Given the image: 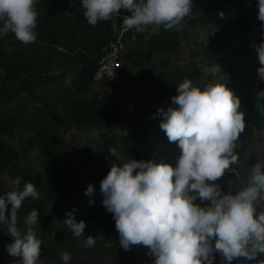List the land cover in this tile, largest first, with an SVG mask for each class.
Here are the masks:
<instances>
[{
	"label": "clouds",
	"instance_id": "obj_1",
	"mask_svg": "<svg viewBox=\"0 0 264 264\" xmlns=\"http://www.w3.org/2000/svg\"><path fill=\"white\" fill-rule=\"evenodd\" d=\"M39 0H0V37L12 32L24 44L36 41ZM83 17L91 26L113 21L120 10L130 15L122 18L124 30L153 31L162 25L165 30L181 27L192 9V0H80ZM257 18L261 21V41L252 47L260 67L258 78L264 81V0H257ZM223 16V13H220ZM220 74L218 65L210 70ZM171 103L175 107L159 108V124L169 142H177L181 150L175 168L168 164L130 159L122 162L115 149V158L107 175L100 182L102 206L111 213L121 247L132 245L149 249L154 264H215L214 253L227 264L241 258L255 261L264 255V212L257 213V204L264 201V160L249 169L247 185L239 191H223L213 183L225 175L238 160L234 149L245 129L241 102L225 84H209L203 89L185 79L176 87ZM264 100V89L259 92ZM0 195V231L13 238L6 246L19 264H38L42 241L33 226L38 212L32 209L25 218V229L18 226V210L26 198H39L33 183ZM89 184L85 195L91 197ZM197 200L199 204L195 203ZM89 200V204H93ZM6 212L8 215H6ZM75 209L66 212L62 223L74 237H84L85 223L77 222ZM85 239V238H84ZM96 237L85 239L84 247L96 244ZM64 264L71 259L61 254Z\"/></svg>",
	"mask_w": 264,
	"mask_h": 264
},
{
	"label": "trees",
	"instance_id": "obj_2",
	"mask_svg": "<svg viewBox=\"0 0 264 264\" xmlns=\"http://www.w3.org/2000/svg\"><path fill=\"white\" fill-rule=\"evenodd\" d=\"M256 3L257 0H254V13L242 8L224 11L223 16L219 13L210 18L201 14L203 0H193L192 9L184 19L188 20L187 25L190 27L213 25L227 35L241 39L238 47L223 55L220 74H210L205 80L206 86L225 84L239 98L240 111L245 114V129L240 136L248 133L255 124L264 140V100L258 95L264 89V81L254 73L259 63L252 47L262 39V22L257 18ZM36 10L35 42L24 44L12 32L0 37V105L9 106L24 94L32 99L30 103L14 107L7 116L0 109V133L19 131L27 135L22 139V154L38 150L42 156L44 172L39 177L26 169L14 170L12 174L14 180L19 178V189L22 190L26 183H33L42 198V201L26 198L17 213L18 226L21 228V223H24L31 210H37V220L41 223L37 221L33 231L41 239L48 234L43 222L53 220L54 215L65 206V189H74L77 196L86 197L85 186L91 176L76 170L59 156L58 126L74 123L115 127L124 133L106 140L89 161L90 169L101 180L115 159L109 149H115L127 160L141 161L140 143L129 131V120L122 104L113 97H88L94 84L95 67L110 43L116 40L115 32L121 30L123 37H134L133 47L136 50L125 55L127 60L140 56L144 50L157 55H171L180 47V35L177 28L165 30L162 25L156 31H153L154 26H147L148 35L135 29L124 30L121 27L122 18L130 15L124 9L113 21L98 22L96 26H91L83 17L80 0H39ZM199 76L197 69L175 66L155 73L145 72L140 80L147 90L146 99L160 103L169 96H175L176 87L185 79L194 83ZM159 108L162 107L147 111L141 127L143 135H154L149 142L146 160L153 163L156 159L153 153L155 142H159L160 148H168L177 157L181 155L177 142H169L159 127L163 118L158 115L153 118ZM236 154L238 163L243 156ZM19 159L20 154L16 150L0 142V171H5ZM257 161L255 156L248 158L250 167ZM5 193L1 191L0 195ZM83 214L80 219L83 222L95 216V212ZM6 242L11 244L13 238L7 235ZM214 256L220 258L218 253H214ZM9 257L19 262L18 257ZM68 264L74 263L70 261Z\"/></svg>",
	"mask_w": 264,
	"mask_h": 264
},
{
	"label": "rangeland",
	"instance_id": "obj_3",
	"mask_svg": "<svg viewBox=\"0 0 264 264\" xmlns=\"http://www.w3.org/2000/svg\"><path fill=\"white\" fill-rule=\"evenodd\" d=\"M203 3L204 7L201 14L210 18L225 10L241 7L254 12L253 0H203ZM187 23V19H183L181 22V27L178 30L180 47L171 55H157L144 50L140 56L127 60L125 55L129 51L136 50L133 47L134 37H123V32H119L116 35V40H120L124 44V51L120 58L119 79L115 82L103 81L93 84L92 91L88 94L90 98L113 97L122 104L124 114L129 120V131L136 136L140 143V160L143 161L148 158L149 142L154 136L152 133L147 136L142 134L141 127L144 116L148 110L159 106L165 109L172 105L170 99L172 96L160 103L147 100L145 97L147 90L141 84V75L145 72L155 73L175 66H185L190 70H199V79L193 84L203 89L206 87L205 80L211 74L210 70L214 65L216 64L220 68L224 61L223 55L234 50L241 42V39L231 37L213 25L190 27ZM144 33L148 35L149 31L145 29ZM260 66L258 64L254 69L256 75V69ZM31 101L32 99H28V96L24 94L9 106L0 105V109L7 116L14 107ZM57 130L59 156L76 170L91 175L88 177L85 187L87 188L91 184L95 191L91 197H81L77 196L74 189H65L64 208L54 215L53 220L43 222L48 234L40 239L42 243L38 264H64L61 259V254L64 252L70 254L71 259L68 262L71 261L74 264H116L120 262L125 264H154L155 258L148 255L149 249L147 247L132 245L128 251L121 247L113 216L102 206L101 179L97 178L89 165V161L97 154L106 140L120 137L124 133L115 127L102 128L74 123L60 125ZM26 137L27 135H22L19 131L8 134L0 133V142L12 147L20 154L18 162L10 164L5 171H0V192H9L16 188L12 176L14 170L26 169L35 177H39L44 172L42 156L38 150H32L27 155L22 154V139ZM235 143L234 151L240 153L243 159L234 166L231 165L224 176L213 182L220 184L223 191L236 192L247 185L249 169L251 168L248 163L249 157L255 156L258 160H264L263 134L256 128L255 124L251 126L248 133L239 136ZM158 144L159 142H155L153 149V153L156 155L155 163L175 167L179 157L166 147L160 148ZM120 157L122 162L128 161L121 154ZM90 199L94 201L91 205L89 204ZM36 201H42L41 196ZM195 203L199 204L200 201L197 200ZM44 204L49 206L46 202ZM256 207L257 213L264 212V201L259 202ZM73 209H75L74 217L77 222L84 216L83 213L95 212L93 219L84 222L86 225L84 237H74L62 223L67 218L65 213L71 212ZM37 221L41 223L40 220ZM25 227L24 223H21L22 231ZM89 236L96 237L97 242L94 247L86 248L84 243ZM6 237L5 231H0V264H19L16 259L12 260L6 251V246L9 245L6 242ZM215 264H227V262L223 257L217 258L215 256ZM232 264H264V255H258L257 259L252 262L241 258L239 261L234 260Z\"/></svg>",
	"mask_w": 264,
	"mask_h": 264
},
{
	"label": "built area",
	"instance_id": "obj_4",
	"mask_svg": "<svg viewBox=\"0 0 264 264\" xmlns=\"http://www.w3.org/2000/svg\"><path fill=\"white\" fill-rule=\"evenodd\" d=\"M124 51V44L120 40H114L106 49L105 55L95 67L93 83L103 81L115 82L119 79L120 58Z\"/></svg>",
	"mask_w": 264,
	"mask_h": 264
},
{
	"label": "crops",
	"instance_id": "obj_5",
	"mask_svg": "<svg viewBox=\"0 0 264 264\" xmlns=\"http://www.w3.org/2000/svg\"><path fill=\"white\" fill-rule=\"evenodd\" d=\"M235 6H237V5H235ZM253 6H254V0H253ZM237 8V7H236ZM243 7H241V8H237V9H242ZM237 9H233V10H237ZM206 11V10H205ZM225 11H232V10H225ZM224 12V11H223ZM254 13V12H253ZM206 14V13H205ZM119 32H122L121 30H117L116 32H115V34L117 35ZM241 41V40H240Z\"/></svg>",
	"mask_w": 264,
	"mask_h": 264
}]
</instances>
